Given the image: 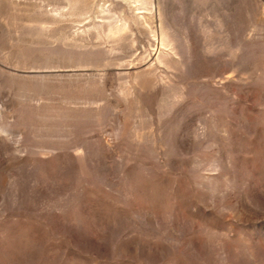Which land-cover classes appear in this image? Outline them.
<instances>
[{
	"label": "rangeland",
	"instance_id": "374dc122",
	"mask_svg": "<svg viewBox=\"0 0 264 264\" xmlns=\"http://www.w3.org/2000/svg\"><path fill=\"white\" fill-rule=\"evenodd\" d=\"M0 264H264V0H0Z\"/></svg>",
	"mask_w": 264,
	"mask_h": 264
}]
</instances>
